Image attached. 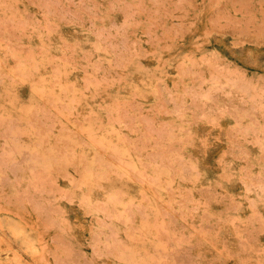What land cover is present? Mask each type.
Listing matches in <instances>:
<instances>
[{"label":"rangeland","instance_id":"1","mask_svg":"<svg viewBox=\"0 0 264 264\" xmlns=\"http://www.w3.org/2000/svg\"><path fill=\"white\" fill-rule=\"evenodd\" d=\"M0 264H264V0H0Z\"/></svg>","mask_w":264,"mask_h":264}]
</instances>
